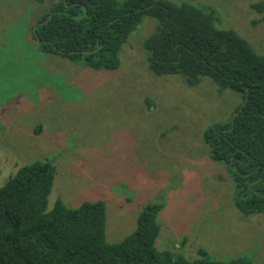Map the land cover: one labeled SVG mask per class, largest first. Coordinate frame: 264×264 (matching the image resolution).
<instances>
[{"label": "rangeland", "instance_id": "374dc122", "mask_svg": "<svg viewBox=\"0 0 264 264\" xmlns=\"http://www.w3.org/2000/svg\"><path fill=\"white\" fill-rule=\"evenodd\" d=\"M209 7L214 25L232 29L264 53L258 0H166ZM58 0H0V186L22 165L55 167L47 210L57 198L75 208L105 204L106 241L131 233L143 208L162 203L155 246L228 262L264 263V213L243 215L229 168L209 156L204 131L227 123L241 94L209 78L149 68L150 15L128 35L115 69L95 70L37 47L31 30Z\"/></svg>", "mask_w": 264, "mask_h": 264}, {"label": "trees", "instance_id": "16d2710c", "mask_svg": "<svg viewBox=\"0 0 264 264\" xmlns=\"http://www.w3.org/2000/svg\"><path fill=\"white\" fill-rule=\"evenodd\" d=\"M208 8L166 0H58L31 35L42 52L115 69L131 31L143 16L155 17L156 31L145 42L153 73L180 74L189 85L207 77L220 90L241 94L236 115L208 127L204 140L210 158L229 168L237 209L245 216L264 213V53L234 30L217 28ZM251 8L264 19V0ZM54 175L51 162L36 160L0 186V264H254L244 256L213 260L201 249L195 258L158 249L159 202L143 208L131 233L109 243L100 199L72 208L59 197L47 210Z\"/></svg>", "mask_w": 264, "mask_h": 264}, {"label": "water", "instance_id": "95a60500", "mask_svg": "<svg viewBox=\"0 0 264 264\" xmlns=\"http://www.w3.org/2000/svg\"><path fill=\"white\" fill-rule=\"evenodd\" d=\"M234 115H236V113Z\"/></svg>", "mask_w": 264, "mask_h": 264}]
</instances>
